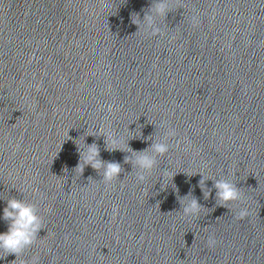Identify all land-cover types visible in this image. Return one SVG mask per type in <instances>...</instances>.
Here are the masks:
<instances>
[{
    "label": "clouds",
    "instance_id": "clouds-1",
    "mask_svg": "<svg viewBox=\"0 0 264 264\" xmlns=\"http://www.w3.org/2000/svg\"><path fill=\"white\" fill-rule=\"evenodd\" d=\"M174 0H152L151 5L144 12L143 19L140 18L139 13H133L131 22L138 26V30L143 26L145 32L150 36L162 35V29L158 26L156 18H166L167 14L172 10L171 4ZM179 3V0H175ZM101 4H106V0H100ZM200 16L195 14L191 16L192 27L200 25ZM114 105H107V111L112 112ZM160 127L164 129V138L161 142H151L148 147L134 151L127 146V149L121 147V138L113 134L109 129L101 128L96 134L88 135H103L105 138L106 150L109 152L120 150L131 153V156L124 157L125 164H132L133 169H136V179L138 182H144L146 179L145 174L150 173L157 166V157L164 156L169 151V144L166 142L169 138L177 136V130L171 127L166 121H162ZM151 141V137L147 138ZM76 143V142H75ZM77 145V151L80 155V160L73 170L83 173L85 166H91L101 176L105 184H110L116 179H119L123 171L122 164L116 161H104L100 158V149L98 145L93 142L88 144L85 149ZM111 145V147H109ZM201 175V174H200ZM174 177V176H173ZM211 179V178H207ZM203 175L200 179L201 191L204 194V199H208L211 191L205 192V181L207 180ZM203 185V187L201 186ZM213 188L216 190V199L219 206L226 207L230 202L240 201L243 194L240 188L229 179L220 178L213 179ZM174 190L177 194V201L184 216H198L204 206L199 200L192 196L191 191L184 197L179 196V189L175 187ZM118 209L114 208L115 214ZM248 209L241 208L236 215L237 219H244L248 216ZM0 219L7 222V231L0 233V253L7 255L21 256L27 249L31 248L36 243L38 234L44 228V219L38 213L36 204L26 200L17 199L15 197L7 198L6 206L3 208V214ZM208 246L215 247L217 241L214 237L210 236L208 239ZM0 256V259L6 257ZM15 261V260H14ZM13 261V262H14ZM12 262V264H13ZM25 264H39V257L33 256L30 261Z\"/></svg>",
    "mask_w": 264,
    "mask_h": 264
}]
</instances>
